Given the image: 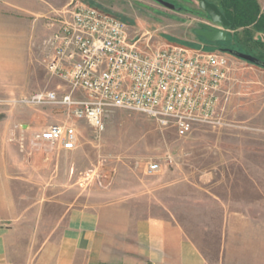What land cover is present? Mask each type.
<instances>
[{"label":"rangeland","instance_id":"rangeland-1","mask_svg":"<svg viewBox=\"0 0 264 264\" xmlns=\"http://www.w3.org/2000/svg\"><path fill=\"white\" fill-rule=\"evenodd\" d=\"M54 1L94 5L125 21L143 41L150 35L154 45L236 47L264 56V31L252 28L247 39L242 28L213 22L199 0H163L172 7L159 0ZM258 2L264 12V0ZM58 6L46 16L63 8ZM46 16L0 0V132L32 172L23 174L31 178L25 197L10 206L19 216L16 223L27 224L42 240L60 231L73 207L100 209L132 197L144 213L174 215L207 264H264V68L226 52L222 126H196L180 137L144 114L116 109L99 131L62 106L28 101L37 92L70 87L46 69V40L53 29L40 34L31 28L49 21ZM210 27L225 28L230 41L210 43L197 34ZM57 123L75 127V149L34 141L36 132ZM154 161L161 168L149 174Z\"/></svg>","mask_w":264,"mask_h":264},{"label":"built area","instance_id":"built-area-1","mask_svg":"<svg viewBox=\"0 0 264 264\" xmlns=\"http://www.w3.org/2000/svg\"><path fill=\"white\" fill-rule=\"evenodd\" d=\"M49 16L52 33L44 59L49 74L68 84L67 90H44L28 100L55 104L85 119L97 130L116 109L144 114L180 137L196 126H222L221 92L228 78L229 57L180 43L154 45L143 41L123 20L94 5L72 2ZM34 141L77 147L78 134L68 123L38 131ZM159 162H150L149 174Z\"/></svg>","mask_w":264,"mask_h":264},{"label":"crops","instance_id":"crops-1","mask_svg":"<svg viewBox=\"0 0 264 264\" xmlns=\"http://www.w3.org/2000/svg\"><path fill=\"white\" fill-rule=\"evenodd\" d=\"M5 2L41 16L58 6L54 0ZM48 22H34L31 28L48 33ZM5 142L0 132V264H207L174 215L144 213L132 197L113 200L100 209L73 207L60 231L38 240L27 224L16 223L19 216L10 207L17 197H25V188L31 187L27 174L32 172Z\"/></svg>","mask_w":264,"mask_h":264},{"label":"trees","instance_id":"trees-1","mask_svg":"<svg viewBox=\"0 0 264 264\" xmlns=\"http://www.w3.org/2000/svg\"><path fill=\"white\" fill-rule=\"evenodd\" d=\"M211 2L217 4L224 16L228 19L230 22L229 27L235 30L242 28L247 39L252 38V28L259 32L264 31V12L258 0H214ZM257 43H259L258 40ZM220 49L227 53L229 49H235L264 60V56L261 53L255 55L250 51L245 52L236 47H225Z\"/></svg>","mask_w":264,"mask_h":264},{"label":"water","instance_id":"water-1","mask_svg":"<svg viewBox=\"0 0 264 264\" xmlns=\"http://www.w3.org/2000/svg\"><path fill=\"white\" fill-rule=\"evenodd\" d=\"M161 3L172 7L170 3L164 2L163 0H159ZM200 6L203 10L210 16L211 20L215 23H219L223 27H229L230 22L224 16L220 8L214 2L209 0H199ZM222 27H210L205 30H198L197 34L203 38H205L210 43H219V42H228L231 37L229 36V32ZM226 53V51H223ZM228 53L231 56L237 57L241 60L247 61L250 64H254L264 68V60L247 54L235 49H229Z\"/></svg>","mask_w":264,"mask_h":264}]
</instances>
